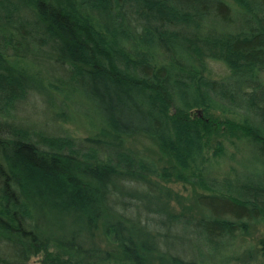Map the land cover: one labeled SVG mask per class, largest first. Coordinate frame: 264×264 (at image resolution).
Listing matches in <instances>:
<instances>
[{"label":"trees","instance_id":"1","mask_svg":"<svg viewBox=\"0 0 264 264\" xmlns=\"http://www.w3.org/2000/svg\"><path fill=\"white\" fill-rule=\"evenodd\" d=\"M233 1L235 27L226 0H0V264H204L264 220V0ZM209 62L226 71L209 76ZM33 94L74 108L90 134L21 125L13 111ZM224 140L261 167L208 176L204 152ZM153 178L206 191L207 217L171 213ZM180 235L187 251L170 253Z\"/></svg>","mask_w":264,"mask_h":264},{"label":"rangeland","instance_id":"2","mask_svg":"<svg viewBox=\"0 0 264 264\" xmlns=\"http://www.w3.org/2000/svg\"><path fill=\"white\" fill-rule=\"evenodd\" d=\"M232 9L233 27L238 26L243 17L241 9L233 0H226ZM225 67L220 62H209L208 74L211 77L218 78L225 72ZM264 77V72H263ZM55 94V92L53 93ZM58 96V95H57ZM56 96V97H57ZM55 97V96H54ZM58 103V97L52 99V102L44 100L41 96L35 94L25 98L15 111L13 117L23 126L33 130H41L51 135H68L75 139L88 136L90 127L82 118L78 116L74 108H61ZM64 112L65 116H62ZM92 133V130H91ZM233 141L229 143L222 142V152L217 156H212L214 141H210L209 148L204 152L207 160L208 176L220 177L221 174H232L240 170L249 171L250 169L260 168V163L254 160V152L249 144ZM126 145L135 153L152 159H160L156 162L158 167H170L171 161L161 156L153 142L142 135H130L127 137ZM241 166H240V161ZM156 161V160H155ZM166 193L165 200L167 208L182 219H196L207 217V213L198 207L195 200L200 194H207L206 191L197 185H190L186 182L169 179L160 180L153 178ZM179 223H183L179 221ZM180 239H171L166 241V247L170 253L187 251L190 241L180 235ZM218 246L216 251L204 255V264H258L264 262L260 255V244L264 241V220H254L248 222L245 230H236L234 235ZM40 255L30 258V263L36 264Z\"/></svg>","mask_w":264,"mask_h":264}]
</instances>
